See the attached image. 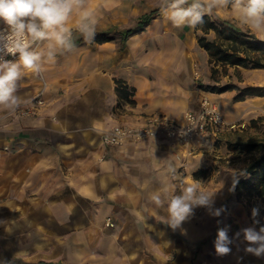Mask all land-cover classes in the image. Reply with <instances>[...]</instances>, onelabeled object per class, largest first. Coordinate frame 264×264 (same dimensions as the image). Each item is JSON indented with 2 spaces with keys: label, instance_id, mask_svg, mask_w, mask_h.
Instances as JSON below:
<instances>
[{
  "label": "crops",
  "instance_id": "crops-1",
  "mask_svg": "<svg viewBox=\"0 0 264 264\" xmlns=\"http://www.w3.org/2000/svg\"><path fill=\"white\" fill-rule=\"evenodd\" d=\"M147 16L143 31L126 35ZM205 16L238 24L230 6ZM86 17L95 22L94 37L112 39L86 42L76 31ZM66 26L76 47L56 48L55 63L45 61L39 77L22 70L17 82L21 105L42 100L37 114L0 111V264H264L244 251L242 230H259L233 199L239 170L225 145L211 138L200 146L101 142L104 132L140 126L146 117L179 123L202 99L217 104L228 123L251 120L264 116V97L234 102V92L201 91L199 84L212 81L197 44L201 31L175 27L158 0H88ZM29 41L36 51L51 43ZM116 80L134 89V105L118 101ZM165 184L215 193L214 207L224 210L216 217L198 207L173 230L150 199ZM219 228L232 240L228 255L215 252Z\"/></svg>",
  "mask_w": 264,
  "mask_h": 264
},
{
  "label": "clouds",
  "instance_id": "clouds-1",
  "mask_svg": "<svg viewBox=\"0 0 264 264\" xmlns=\"http://www.w3.org/2000/svg\"><path fill=\"white\" fill-rule=\"evenodd\" d=\"M87 4L88 0H0V19L5 24L0 29V111H17L21 107V98L16 92L22 70H30L39 77L45 61L55 63L56 48L72 51L76 47L73 30L66 25L73 12L84 10ZM229 6L237 13L238 27H246L264 40V0H158V7L177 28H195L203 23L206 14ZM76 31L86 42H91L95 22L86 17ZM29 38L32 43H51L46 51H36L27 42ZM171 187L163 185L162 191L153 193L150 199L156 208L166 212L162 221L173 230L189 220L198 207H204L209 215L216 217L224 210L214 207L215 193L203 192L194 186L180 185L175 191ZM256 214L254 209L253 215ZM242 232L247 242L244 251L264 257V226L259 231L248 227ZM231 243L227 228H219L214 241L216 254H230Z\"/></svg>",
  "mask_w": 264,
  "mask_h": 264
},
{
  "label": "trees",
  "instance_id": "trees-1",
  "mask_svg": "<svg viewBox=\"0 0 264 264\" xmlns=\"http://www.w3.org/2000/svg\"><path fill=\"white\" fill-rule=\"evenodd\" d=\"M149 17H143L136 27L128 30L126 35L143 31L149 23ZM202 35L197 38L200 49L208 55L210 65V78L213 85L199 84L198 88L206 93L222 94L235 91L234 102L243 101L246 97H264V88L248 86L239 88L234 84L218 85V76L226 75L227 68H242L251 70H264V40L255 34L242 31L237 25L229 21H214L204 16L203 23L195 27ZM213 32L215 39L208 40L206 35ZM112 38L97 35L93 42H106ZM220 69V70H219ZM115 93L118 101L134 105V89L129 88L121 80L115 81ZM256 124V121H252ZM226 147L230 152L256 154L238 173L232 184L233 199L242 203L248 219L259 230L264 226V139L262 140H236L227 141ZM199 174H194L197 178ZM257 214L253 215V210Z\"/></svg>",
  "mask_w": 264,
  "mask_h": 264
},
{
  "label": "built area",
  "instance_id": "built-area-1",
  "mask_svg": "<svg viewBox=\"0 0 264 264\" xmlns=\"http://www.w3.org/2000/svg\"><path fill=\"white\" fill-rule=\"evenodd\" d=\"M5 24L0 27L4 28ZM30 43L29 39L27 41ZM12 59V57H8ZM37 96L28 104L21 105L14 114L31 117L37 114V108L42 105ZM234 124L228 123L219 107L208 99H202L197 110H187L181 122H172L162 117H146L140 126H118L101 135V142L105 146L119 147L127 142H146L164 139L181 146L201 144L210 134L233 129ZM107 226H113L107 222Z\"/></svg>",
  "mask_w": 264,
  "mask_h": 264
},
{
  "label": "rangeland",
  "instance_id": "rangeland-1",
  "mask_svg": "<svg viewBox=\"0 0 264 264\" xmlns=\"http://www.w3.org/2000/svg\"><path fill=\"white\" fill-rule=\"evenodd\" d=\"M234 24L238 25L237 23H234ZM239 28L242 31L248 30L246 27H239ZM201 35L202 34L200 33V36ZM206 38L208 40H211L213 37L208 36ZM209 69H210V65H209ZM218 81H219L218 85L234 84V85L238 86L239 88L248 87V86H258V87L264 88V70L227 68L226 75L222 76L221 74H219ZM213 84H214V82L211 81L210 84H208V85H213ZM232 92L236 93L235 91H232ZM256 105H258V104H256ZM252 121H256V124H253ZM230 124H234L235 127L233 129H230V130H224L222 132H218L216 134H210L208 136V138H206L205 140H207V139L209 140L211 138V139L215 140V143H214L215 146H219V145H225L226 146L227 141L234 142L236 140L247 141V140H262V139H264V116H257L251 120H245V121L244 120H238V121H236L234 123H230ZM205 140H203V142L201 144L195 143L192 145H199V146L203 145L206 143ZM226 149H227V147H226ZM232 153H234V155H233L231 161L233 162L235 169L239 170V171L251 159H253L256 156V154H245V153H240V152H232Z\"/></svg>",
  "mask_w": 264,
  "mask_h": 264
}]
</instances>
